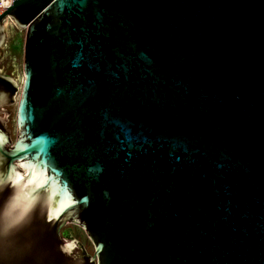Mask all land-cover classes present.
Masks as SVG:
<instances>
[{"label": "water", "instance_id": "obj_1", "mask_svg": "<svg viewBox=\"0 0 264 264\" xmlns=\"http://www.w3.org/2000/svg\"><path fill=\"white\" fill-rule=\"evenodd\" d=\"M6 18L0 264H264V0H12L0 44Z\"/></svg>", "mask_w": 264, "mask_h": 264}, {"label": "rangeland", "instance_id": "obj_2", "mask_svg": "<svg viewBox=\"0 0 264 264\" xmlns=\"http://www.w3.org/2000/svg\"><path fill=\"white\" fill-rule=\"evenodd\" d=\"M4 33H5V45H2L0 49V69L1 65H4V69L8 68L10 74L20 84L21 78H23V53H24V29L17 27L11 19L7 22H3ZM5 61V63H3ZM10 63L12 66L8 65ZM8 73V72H7ZM15 108L16 102L10 109L11 113L8 114L7 120L5 121V127L10 130L11 136L15 138ZM74 232L76 237L83 245L86 252L93 255V246L87 238L84 231L80 228H75ZM75 237V238H76Z\"/></svg>", "mask_w": 264, "mask_h": 264}, {"label": "snow or ice", "instance_id": "obj_3", "mask_svg": "<svg viewBox=\"0 0 264 264\" xmlns=\"http://www.w3.org/2000/svg\"><path fill=\"white\" fill-rule=\"evenodd\" d=\"M58 2L62 5H69L72 3L83 4V3H86V0H58ZM74 63H76V62L74 61ZM27 147H28L27 145H23L19 148V151L23 152ZM22 164H23V166L28 167L30 170L33 167V162H30L27 156L22 157ZM16 175H17L18 179H14V180L9 181V183H11L13 188H15L18 183L22 182L25 179V176L21 175L19 172H17ZM2 188H3V185H0V215L3 214V209H5L9 203H11L13 200L18 198L17 193L15 191L12 193L11 196L5 198L2 195ZM26 211L31 212L32 208H29Z\"/></svg>", "mask_w": 264, "mask_h": 264}, {"label": "flooded vegetation", "instance_id": "obj_4", "mask_svg": "<svg viewBox=\"0 0 264 264\" xmlns=\"http://www.w3.org/2000/svg\"><path fill=\"white\" fill-rule=\"evenodd\" d=\"M4 35H5V33H4ZM2 45H5V37H4L3 42L0 44V49H1ZM0 63H2V62H1V59H0ZM3 63H5V61H4ZM8 65L12 66L10 63H8ZM7 72H8V73H7ZM0 74L10 76L11 78H13V80H15V78L12 76V74H10V70H8V68L4 69V65H3V64L1 65ZM21 81H22V80H21ZM15 82H17V81L15 80ZM17 84H18L19 86L21 85V83L19 84L18 82H17ZM12 106H13V104H12V105H4V106H3V109H5V111L10 115V113H11L10 109L12 108ZM15 111H16V108H15ZM0 116H1V114H0ZM13 121H15V120H13ZM14 126H15V138H14V139L12 138L11 133H10L11 140H12L13 143L16 141V123L14 124ZM9 131H10V130H9ZM75 228H80V229H81V227H79V226L76 225V224H73V223H66V224L62 227L61 232H66V233H67L68 230H71L72 233H73V236L76 237V234H75V232H74V229H75ZM76 238H77V237H76ZM77 239H78V238H77Z\"/></svg>", "mask_w": 264, "mask_h": 264}, {"label": "built area", "instance_id": "obj_5", "mask_svg": "<svg viewBox=\"0 0 264 264\" xmlns=\"http://www.w3.org/2000/svg\"><path fill=\"white\" fill-rule=\"evenodd\" d=\"M11 4H12V0H0V13L3 12L6 9V7H8Z\"/></svg>", "mask_w": 264, "mask_h": 264}, {"label": "bare ground", "instance_id": "obj_6", "mask_svg": "<svg viewBox=\"0 0 264 264\" xmlns=\"http://www.w3.org/2000/svg\"><path fill=\"white\" fill-rule=\"evenodd\" d=\"M8 19H9V18H6L5 21L7 22ZM22 79H23V78H21V80H22Z\"/></svg>", "mask_w": 264, "mask_h": 264}]
</instances>
